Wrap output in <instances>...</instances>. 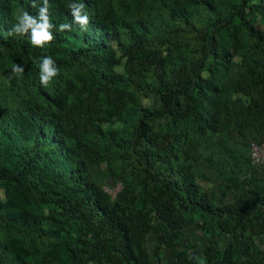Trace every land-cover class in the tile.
Instances as JSON below:
<instances>
[{"label": "trees", "instance_id": "16d2710c", "mask_svg": "<svg viewBox=\"0 0 264 264\" xmlns=\"http://www.w3.org/2000/svg\"><path fill=\"white\" fill-rule=\"evenodd\" d=\"M150 1L49 0L54 40L39 48L8 31L43 0H0V264H264V169L248 151L264 145V0H157L173 35L163 55L149 44ZM71 3L85 5L87 31ZM44 56L60 70L48 87ZM228 132L247 147L240 160ZM100 161L137 169L138 187L123 181L112 198L89 172ZM204 165L228 183L220 195L197 183ZM15 233L32 239L19 253Z\"/></svg>", "mask_w": 264, "mask_h": 264}, {"label": "rangeland", "instance_id": "374dc122", "mask_svg": "<svg viewBox=\"0 0 264 264\" xmlns=\"http://www.w3.org/2000/svg\"><path fill=\"white\" fill-rule=\"evenodd\" d=\"M157 0H152L148 2L147 5L144 6V13L147 15L148 23L151 25V34L149 35L150 45H152L155 50L158 51L159 55H163L165 53L166 47L173 41V35L168 34L165 32L164 20L160 19V10ZM148 8V10H146ZM181 36L183 37L184 34L182 33ZM118 55H121V51L117 50ZM0 56H2V52L0 50ZM2 63L0 57V64ZM9 70V67H8ZM115 71H121L120 66L115 67ZM64 69L62 71L65 74L67 79L72 77L70 72ZM28 87H21L17 91V95L22 98V95L26 92ZM29 90H33V88H29ZM238 88L233 81L226 86L224 100L227 102L232 101L238 96ZM139 103L142 107H150L153 102L154 98L149 94L147 90L140 91L139 93ZM124 126V121H111L105 124L102 128L103 131L121 129ZM225 139L230 142L229 147L231 151V156L236 159L240 160L244 155L247 154V147L241 144V141H232L231 135L228 132L225 136ZM84 140L91 141L92 136L90 134L84 135ZM207 152H203L206 154ZM203 177L199 176L197 179V183L202 188L203 191L207 190H214L215 193L220 195L221 187L227 186L226 183H221L225 181L223 176H220V180L217 179V172L207 166H202ZM89 172L92 174L94 180L106 191V192H114V189L123 188V181L130 184L132 187L137 188L138 184L141 180V175L137 169H134L131 165L120 163V162H112V161H100L95 164H92L89 168ZM257 172L260 174L262 170L257 168ZM243 177V175H241ZM226 182V181H225ZM114 183V184H113ZM110 186L113 188L111 189ZM118 187V188H117ZM111 189V190H110ZM110 190V191H109ZM0 200L4 201L3 194L0 192ZM114 196H112L113 198ZM231 199V192L225 195V200ZM48 211V210H46ZM45 211V212H46ZM259 241L264 244V237H259ZM3 240V236L0 235V241ZM6 240L9 245L12 246L15 252L19 253V248L21 246H26V244L32 243V239L28 234L19 233V234H12L11 236H7ZM153 244L149 242V247L152 248ZM24 262H28L29 264L33 263L32 259L23 258Z\"/></svg>", "mask_w": 264, "mask_h": 264}, {"label": "clouds", "instance_id": "9594fccd", "mask_svg": "<svg viewBox=\"0 0 264 264\" xmlns=\"http://www.w3.org/2000/svg\"><path fill=\"white\" fill-rule=\"evenodd\" d=\"M32 7H36L33 0ZM73 23L80 26L82 31L88 30L90 23L89 16L85 12L83 3H71L69 6ZM17 22L9 29L8 35L25 36L30 33L31 43L39 48H44L48 43L54 40L52 29L55 25L51 22L49 14V0H43L42 6L38 9L36 16L31 15L28 11H21L16 17ZM61 32L72 30V24H61L59 26ZM40 68V83L44 87H48L54 77L59 75V68L51 56L42 57ZM25 71V67L16 64L12 68V73L19 76Z\"/></svg>", "mask_w": 264, "mask_h": 264}, {"label": "built area", "instance_id": "2783aa9c", "mask_svg": "<svg viewBox=\"0 0 264 264\" xmlns=\"http://www.w3.org/2000/svg\"><path fill=\"white\" fill-rule=\"evenodd\" d=\"M248 151L250 163L257 168L264 169V145L251 142ZM118 189H114V192H108V194L114 196Z\"/></svg>", "mask_w": 264, "mask_h": 264}]
</instances>
